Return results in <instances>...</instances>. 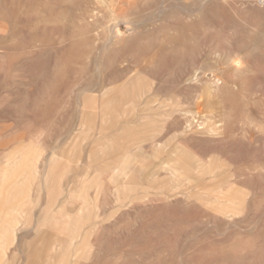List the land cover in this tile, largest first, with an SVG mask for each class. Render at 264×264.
Returning a JSON list of instances; mask_svg holds the SVG:
<instances>
[{"label":"rangeland","instance_id":"1","mask_svg":"<svg viewBox=\"0 0 264 264\" xmlns=\"http://www.w3.org/2000/svg\"><path fill=\"white\" fill-rule=\"evenodd\" d=\"M0 122L62 159L1 264H264V0H0Z\"/></svg>","mask_w":264,"mask_h":264},{"label":"bare ground","instance_id":"2","mask_svg":"<svg viewBox=\"0 0 264 264\" xmlns=\"http://www.w3.org/2000/svg\"><path fill=\"white\" fill-rule=\"evenodd\" d=\"M9 127V124L0 122V134ZM24 136L25 134L19 133L0 139V158L3 159L0 164V264L8 245L15 240L19 220H29L33 205L31 195L34 185L41 182L46 189L47 184H45L44 176L48 173L53 176V187L60 186L61 181L62 159L59 155L50 159L43 158L39 150L25 142L20 143L14 149L9 148L11 145L21 142L20 140ZM175 162L177 166L186 164L183 159H176ZM169 171L170 174L174 173L173 169H169ZM226 204L223 203L220 206L227 210Z\"/></svg>","mask_w":264,"mask_h":264}]
</instances>
